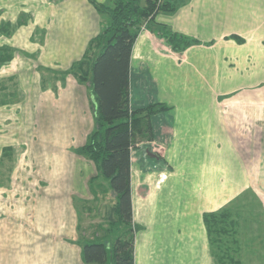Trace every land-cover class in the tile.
I'll return each mask as SVG.
<instances>
[{
	"label": "crops",
	"instance_id": "1",
	"mask_svg": "<svg viewBox=\"0 0 264 264\" xmlns=\"http://www.w3.org/2000/svg\"><path fill=\"white\" fill-rule=\"evenodd\" d=\"M169 1L178 8L156 21L197 42L174 51L149 22L132 49V109L167 107L151 117L153 138L138 136L131 153L134 262L216 264L204 216L233 204L246 264L251 248L263 254L254 241L264 225V0ZM25 6L0 0V48L13 51L0 83L15 88H2L12 92L0 103V156L15 145L24 152L10 185L0 186V264H85L102 194L91 185L95 163L74 149L95 128L94 107L89 86L63 73L82 59L102 18L89 0H37L24 45L1 24L18 23ZM43 69L54 77L45 81Z\"/></svg>",
	"mask_w": 264,
	"mask_h": 264
},
{
	"label": "trees",
	"instance_id": "2",
	"mask_svg": "<svg viewBox=\"0 0 264 264\" xmlns=\"http://www.w3.org/2000/svg\"><path fill=\"white\" fill-rule=\"evenodd\" d=\"M89 1L102 18L101 30L90 41L83 58L65 74L72 73L80 83L89 86L95 128L86 143L74 151L95 163L98 174L92 178L91 185L100 183L99 178L106 179L117 201L106 211L109 227L97 226L95 238L83 244L82 255L85 264H135L133 234L127 237L117 230L125 226L128 233L133 232L131 153L138 136L153 138L151 117L167 107L151 104L132 109V49L141 29L149 22L152 31L165 39L174 51H182L197 41L156 21L158 13L176 11L178 4L172 1L110 0L106 4ZM12 59L10 48H0V66ZM11 150L12 147L6 148L3 156L9 155ZM233 206L204 216L216 264H243L239 254V221Z\"/></svg>",
	"mask_w": 264,
	"mask_h": 264
},
{
	"label": "rangeland",
	"instance_id": "3",
	"mask_svg": "<svg viewBox=\"0 0 264 264\" xmlns=\"http://www.w3.org/2000/svg\"><path fill=\"white\" fill-rule=\"evenodd\" d=\"M37 0H26V6L25 9L23 10L24 13L20 16V20L18 21V23H2L1 27L4 29H2V33L3 35H5L6 37H11V41H13V37L14 39H16L20 44H24L27 45L28 43H30V41H28V35L31 31L32 28L35 27V22L34 20V15L31 12L32 10H35V5H36ZM14 8H11V10H8L7 14L9 13L10 15H14ZM32 42H35L32 39ZM37 46L34 44V46L31 44V46L29 48H31L32 50H34ZM22 53L26 56V57H30L32 60L37 61L38 58H36V55H30V54H26L22 51ZM83 58V57H82ZM65 59L64 58H60L59 63L61 64H65ZM70 67V66H69ZM40 68V67H39ZM41 72H42V68H40ZM44 70V69H43ZM39 71V69H38ZM47 71V72H46ZM46 72V74L44 73ZM44 72L42 73V75L44 76L45 81H49L50 77H54V75H52V72L50 70H44ZM68 72V71H66ZM65 74V72L63 73ZM28 78L32 76V74L30 72L27 73L26 75ZM60 78V77H59ZM12 84V82H11ZM8 86V88L12 91L15 90V88H13L8 81H5L3 83H0V102H2V100H5L6 98L11 100L10 98H8V94L12 91H8V90H4L2 91V88L4 86ZM12 95V93H11ZM16 95V93L14 94ZM16 97V96H14ZM19 97V96H18ZM17 97V98H18ZM13 99V98H12ZM29 127H33V124H30ZM20 147L22 146H12V150L9 151L7 154V156H3V152L1 153L0 156V186H9L10 185V177H12L15 174V169H16V165L18 163V160L20 159V156L24 153L20 151ZM24 171L30 172L31 173V166L29 167V165L24 166ZM105 180V184H106V179ZM99 182H96V187L97 189H99L100 193L102 194V197L99 199L98 201V205L96 208V212H93L91 214V222L94 224L93 227L88 230V233L91 234V236L93 235V232H95V226H99V225H104L105 228L109 227V224L107 223V219L105 218L106 216V208L110 207L111 205L114 204V198L112 196H110L109 192L106 191V189L108 190L109 184H107L106 186H104V184H101ZM12 186V185H11ZM264 189V184L261 185ZM110 189V188H109ZM262 194V199L264 201V190L263 192H261ZM80 208H83V206H80ZM105 212V213H104ZM98 213V214H97ZM100 215V216H99ZM84 214H81V219L83 220L85 217ZM236 217V216H235ZM86 219H84V225L85 227L89 226L87 225ZM263 224H264V220H262ZM258 224V223H257ZM257 224L255 225L256 228H258ZM94 228V229H93ZM260 230H258L256 233L258 235H262L261 237V241H254L255 242V246H258V244L260 243L261 246V250L263 251V254H260V251H258L260 248L256 247V248H251V255L249 258L250 262H246V264H264V248H262V245H264V225H260ZM93 230V231H92ZM118 233L120 234H125V236L130 237L132 235V233H128L127 229L125 228V226H119L117 228ZM87 231V230H86ZM92 232V233H91ZM100 231H98L97 234H99ZM261 232V234H260ZM95 234V233H94ZM96 236V235H95ZM240 244V242H239ZM253 245V244H252ZM255 250L258 252L255 253ZM242 251L243 248L241 247V245L239 246V254H240V258L243 262V256H242Z\"/></svg>",
	"mask_w": 264,
	"mask_h": 264
}]
</instances>
